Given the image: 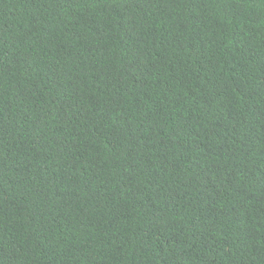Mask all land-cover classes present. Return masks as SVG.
<instances>
[{
  "label": "trees",
  "instance_id": "1",
  "mask_svg": "<svg viewBox=\"0 0 264 264\" xmlns=\"http://www.w3.org/2000/svg\"><path fill=\"white\" fill-rule=\"evenodd\" d=\"M0 264H264V0H0Z\"/></svg>",
  "mask_w": 264,
  "mask_h": 264
}]
</instances>
